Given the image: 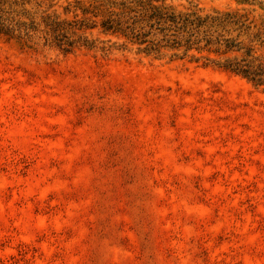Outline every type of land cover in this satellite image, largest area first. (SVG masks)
Returning <instances> with one entry per match:
<instances>
[{"label":"rangeland","instance_id":"obj_1","mask_svg":"<svg viewBox=\"0 0 264 264\" xmlns=\"http://www.w3.org/2000/svg\"><path fill=\"white\" fill-rule=\"evenodd\" d=\"M123 1L0 0V264H264V0Z\"/></svg>","mask_w":264,"mask_h":264},{"label":"trees","instance_id":"obj_2","mask_svg":"<svg viewBox=\"0 0 264 264\" xmlns=\"http://www.w3.org/2000/svg\"><path fill=\"white\" fill-rule=\"evenodd\" d=\"M153 0H126L123 2H120V5L123 7L120 11L115 13L118 18V24L121 25L123 22L128 23L129 20H132V24L134 25L133 29L136 31V35H142L144 34L141 31L142 26L139 24H150L151 26L159 25V27L162 30H174L178 31L182 29L184 32L190 33V35H194V27H190L189 25L194 24V20H190V18H181L174 14L165 13L162 11L157 10L155 6L152 5ZM128 4H133L134 6L138 7L137 10L130 9L127 10L125 7L128 6ZM151 13H149V11ZM113 12V10H109ZM131 11H134V14H130ZM114 13V12H113ZM18 23H13L10 21L9 17L4 16L3 14L0 15V32L6 33V34H12L16 36L17 38L21 37L22 33V27L27 28L28 25L24 22L17 21ZM170 22V23H168ZM34 24V21L32 22ZM31 23V24H32ZM46 23L47 25L51 26L52 30L56 32L55 38L59 42L58 45L64 48V50H70L69 47L72 46V42H65V38L67 37L62 31H64L65 26H63V22L58 21L57 18H53L52 16L46 17ZM168 25H165V24ZM108 24V30L111 29V27L114 26L112 21H107ZM105 24V25H107ZM196 26L201 27L204 25L202 21L197 23ZM31 27V26H29ZM174 34V33H173ZM29 35V34H26ZM207 44L211 42L212 40H207ZM67 43V44H66ZM226 47L228 49H231L237 44H234L232 41L226 42ZM63 45H69L68 47H65ZM156 46V45H154ZM226 68L235 71L237 73L242 74L243 76L258 81L261 80L260 76L264 74V67H258L255 68L254 65L250 63H241L237 61H231L225 64Z\"/></svg>","mask_w":264,"mask_h":264}]
</instances>
